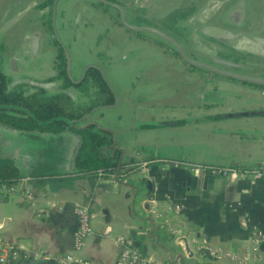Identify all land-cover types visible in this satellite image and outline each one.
Masks as SVG:
<instances>
[{
    "label": "crops",
    "instance_id": "1",
    "mask_svg": "<svg viewBox=\"0 0 264 264\" xmlns=\"http://www.w3.org/2000/svg\"><path fill=\"white\" fill-rule=\"evenodd\" d=\"M119 68H106L107 77L118 89L127 90L133 67H125L123 80L117 75ZM161 71L165 80L156 78L152 94L160 112L167 106L172 112L137 119L138 130L147 131L142 125L150 128L159 121L189 123L154 129L169 134L166 143L142 132L147 142L139 137V144L153 147L155 153L166 150V160L199 165L204 171L197 175L185 168L171 169L168 161L159 163L161 157L140 164L144 158L137 155V147L119 145L125 150L123 165L144 168L143 176L151 182V189L142 187L136 196L138 178L117 183V165L112 175L101 178L77 168L75 159L84 140L73 129L25 131L0 124V158L14 162L32 194H9L0 200L1 244L38 258L72 256L88 264H119L122 247L117 239L125 236L151 264H264V241L256 242L264 237V176L253 180L240 174L264 164V116L208 121L231 111L264 110L260 89L223 81L215 99L204 102L208 87L170 83L169 68ZM171 71L173 79L182 77L181 67ZM182 105L191 111L181 113ZM194 106L204 112L201 121L192 123L198 115ZM217 169H233L235 174L222 177L213 172ZM77 205L88 206L93 215L92 233L80 251L74 242ZM157 242L172 253L162 252ZM185 242L193 257L183 253Z\"/></svg>",
    "mask_w": 264,
    "mask_h": 264
},
{
    "label": "flooded vegetation",
    "instance_id": "2",
    "mask_svg": "<svg viewBox=\"0 0 264 264\" xmlns=\"http://www.w3.org/2000/svg\"><path fill=\"white\" fill-rule=\"evenodd\" d=\"M216 31L218 37L211 34ZM168 37L199 64L264 80V0H0V74L9 89L17 84L16 90L26 100L41 103L44 115L50 104L55 113H61L58 117L81 118L94 106L114 105L117 96L127 103L136 121L169 115L171 107L160 112L152 94L156 78L165 80L161 70L167 67L170 83L208 87L204 102L215 99L212 96L223 81L240 82L193 65ZM37 67H49V78L23 75ZM92 67H99L104 78ZM110 67H120L117 75L121 80L125 67H133L127 90L118 89L107 77ZM173 67H181L182 77L173 79ZM247 84L260 89L264 97V86ZM23 87L25 91L19 90ZM68 88L76 94L78 104L86 102L80 108L83 111L73 110L79 107L63 93ZM201 95H196L198 102ZM181 108V113L191 111L184 105ZM194 108L198 114L195 123L201 121L204 110ZM142 126L147 131H139L135 125L137 138L154 130ZM88 133V143L97 144L92 137L101 133ZM137 149V155L144 158L140 164H151L158 157L169 159L166 150L155 153L147 145ZM119 154L114 160L100 159L117 165Z\"/></svg>",
    "mask_w": 264,
    "mask_h": 264
},
{
    "label": "water",
    "instance_id": "3",
    "mask_svg": "<svg viewBox=\"0 0 264 264\" xmlns=\"http://www.w3.org/2000/svg\"><path fill=\"white\" fill-rule=\"evenodd\" d=\"M155 32H157V31H155ZM157 33L162 35L159 32H157ZM211 34L213 36H216V37H218L220 35L219 31H216L215 33H211ZM167 39L169 41H171L175 45V47H177V49L181 53L182 57H184L187 61L191 62L193 65L197 66L198 68H203V69H206V70L211 71L213 73H217V74H220L222 76H225L227 78L236 79L237 81H240V82L264 86V80L255 79V78L247 77V76H243V75H236V74H234L230 71H226L224 69H217L214 67H208L207 65L199 64V63L189 59L184 54L183 50L177 44V42H175L170 37H168ZM239 46L242 48L245 47V45H242V44ZM92 68L97 70L100 73L101 77L104 78L103 71L99 67H92ZM110 68H115V67H110ZM48 70H49V67H37V68H35V70L33 72L27 71V72H24L23 75H27L28 77L39 79V80H46L47 78H49L46 75L48 73ZM70 80L73 81V79H70ZM74 83H76V85H78L80 82H74ZM50 84H56V83H49L47 85H50ZM15 85H17V84H12L10 89L12 87H14ZM63 93L65 95H67L69 98H71L73 102L77 103V101L75 100L76 94L73 92V90L71 88L66 89L65 91H63ZM84 105H86V102L83 105L78 104V103L75 104V106H78L79 108H81ZM116 106H117V102L115 101V104L112 106L111 105L94 106L92 110H90L87 114H85L81 118L69 119L67 117H58V118L51 119V120L45 121V122L38 120V118L30 110H28L24 107L11 106V105H0V109L18 113L21 117H31L34 121H37L38 124L43 126V127H47V126L53 125L55 123H63L66 125L67 128L73 129L74 131L80 133L81 141L85 140V138H86L85 133L89 134L88 131H90L91 133H93L94 131L100 132L101 134H97V135L95 134L99 138V140H101V145H100L101 147L99 148V150H100L99 157L102 158L104 156L106 158H109L110 160H114L116 158L117 152H119L120 154H119V158H118V162H117V168H116L114 180L117 183L129 184L128 183L129 181L133 182L135 177H137L139 180L138 183H139L140 187H135L134 190L136 192V196H138L142 187L143 188H146V187L149 188V186H150V184H149L150 181H148L146 179V177L143 176L144 168L139 169L136 165H133L130 167L124 166L122 163V160L124 157L125 150L117 145L115 135L111 130L101 127V119H100L101 111L113 109ZM73 110L76 112L77 107H73ZM263 116H264V110H249V111H240L239 110V111H235V112L231 111L228 113H222L220 115H216L215 117H212L208 121L213 122V123L214 122H224V121H241L243 119L254 118V117H263ZM85 121L88 123H84ZM188 123L189 122L185 121V120L159 121V122L154 123L153 126L150 128L151 129H161V128H167V127L168 128L169 127L175 128V127H179L182 124L187 125ZM192 123H194V121H192ZM91 128H93V131L91 130ZM109 151H111V156L109 155ZM163 161H168L170 163L169 168H171V169L186 168V164H183L182 161L174 162L171 159L166 160L164 158H159V163H161ZM189 165H191V164H189ZM149 189H151V187ZM151 193H149V194H151ZM158 230H159V228L156 227V232ZM155 239L158 241L159 236L156 235ZM156 245L158 247H160L162 252H167L170 254L172 253L171 250L165 249L164 247H161L158 242L156 243ZM184 245L185 246H184V250H183L184 252L183 253H185L187 255V257H193L195 255V253L191 250V248L187 244V242H185ZM180 258H182V255H180Z\"/></svg>",
    "mask_w": 264,
    "mask_h": 264
},
{
    "label": "trees",
    "instance_id": "4",
    "mask_svg": "<svg viewBox=\"0 0 264 264\" xmlns=\"http://www.w3.org/2000/svg\"><path fill=\"white\" fill-rule=\"evenodd\" d=\"M64 103L66 104V102ZM0 105L24 107L30 110L38 118V120L43 122L49 121L54 117L61 116V113H57L58 111H56V113L54 112L53 106L50 104L47 106L48 114L44 115L41 103H39L36 99H32L30 101L26 100L22 92L17 91L16 89L10 90L8 88V81L1 74ZM0 124L25 131L50 130L59 132L66 128V126H62V123H55L53 125L43 127L31 117H21L18 113L3 109H0ZM92 139H97V144L95 143L90 145L87 141L88 138H85L75 159L77 168L90 174H97L99 171H103L105 176L109 177L115 172V165L110 162L106 163L100 159L99 148L101 147V140H99L97 136L92 137ZM22 179L23 177L20 170L11 159L0 158V186H12L19 183ZM2 245L10 249V254L3 264H63L60 262V258H38L4 243H2Z\"/></svg>",
    "mask_w": 264,
    "mask_h": 264
},
{
    "label": "built area",
    "instance_id": "5",
    "mask_svg": "<svg viewBox=\"0 0 264 264\" xmlns=\"http://www.w3.org/2000/svg\"><path fill=\"white\" fill-rule=\"evenodd\" d=\"M146 165V164H144ZM187 170L200 174L204 171V168L199 165H189L186 164ZM213 172L222 177H229L232 174H235L233 169H217L213 170ZM241 176L247 179H259L264 176V164L260 167L253 169H246L240 171ZM98 177L101 178L105 176L103 171H99L97 173ZM9 194H22L23 196L27 195L31 197V192L29 191V181L22 180L19 183L12 186H0V200L8 197ZM75 213L78 220V228L74 234V242L76 251H80L88 237L92 233L91 222L93 215L86 205H77L75 208ZM264 241V237H258L256 239L257 243ZM118 244L122 247V252L119 256V264H151L146 258H144L141 253L132 245L131 240L125 236H120L117 239ZM10 254V250L3 246L0 243V263L3 264L7 257ZM60 262L63 264H71V263H80V264H88L83 260H79L72 256L60 257Z\"/></svg>",
    "mask_w": 264,
    "mask_h": 264
},
{
    "label": "rangeland",
    "instance_id": "6",
    "mask_svg": "<svg viewBox=\"0 0 264 264\" xmlns=\"http://www.w3.org/2000/svg\"><path fill=\"white\" fill-rule=\"evenodd\" d=\"M77 59L80 60L81 57ZM14 89H16V85ZM25 89L26 88L23 87L19 90L25 91ZM116 102L118 105L115 108L101 111V127L111 130L120 146L126 145L130 147V149L134 147L139 148L140 144L137 138L138 131L135 129L136 119L134 115L131 114L130 108L124 100L121 102L120 98L117 96ZM80 111H83V109L77 108L76 112L78 113ZM151 134L155 138H161L165 143L169 142V134H159L154 130L151 131Z\"/></svg>",
    "mask_w": 264,
    "mask_h": 264
}]
</instances>
